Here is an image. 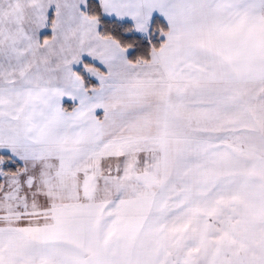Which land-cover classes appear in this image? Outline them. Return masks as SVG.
Wrapping results in <instances>:
<instances>
[{"label": "crops", "instance_id": "1", "mask_svg": "<svg viewBox=\"0 0 264 264\" xmlns=\"http://www.w3.org/2000/svg\"><path fill=\"white\" fill-rule=\"evenodd\" d=\"M62 3L0 0V100L43 66ZM221 3L123 127L52 152L34 189L1 177L0 264H264V0Z\"/></svg>", "mask_w": 264, "mask_h": 264}, {"label": "snow or ice", "instance_id": "2", "mask_svg": "<svg viewBox=\"0 0 264 264\" xmlns=\"http://www.w3.org/2000/svg\"><path fill=\"white\" fill-rule=\"evenodd\" d=\"M227 7L221 0L50 5L39 31L48 52L43 66L0 100V177L14 192L34 189L52 152L123 127L146 88L196 59Z\"/></svg>", "mask_w": 264, "mask_h": 264}, {"label": "trees", "instance_id": "3", "mask_svg": "<svg viewBox=\"0 0 264 264\" xmlns=\"http://www.w3.org/2000/svg\"><path fill=\"white\" fill-rule=\"evenodd\" d=\"M15 170H9L10 173H14ZM0 183H1V177H0Z\"/></svg>", "mask_w": 264, "mask_h": 264}]
</instances>
